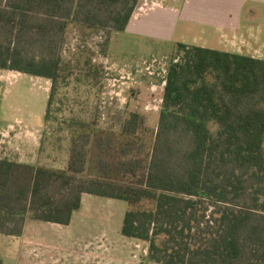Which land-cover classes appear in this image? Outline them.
Here are the masks:
<instances>
[{
  "label": "trees",
  "instance_id": "obj_1",
  "mask_svg": "<svg viewBox=\"0 0 264 264\" xmlns=\"http://www.w3.org/2000/svg\"><path fill=\"white\" fill-rule=\"evenodd\" d=\"M139 2L0 0V68L52 81L48 119L68 77L48 51L72 26L124 32ZM177 57L145 155L133 112L104 175L84 176V130L66 169L0 158V233L21 235L27 217L69 225L89 193L128 203L121 232L148 243V264H264V59L182 43Z\"/></svg>",
  "mask_w": 264,
  "mask_h": 264
},
{
  "label": "rangeland",
  "instance_id": "obj_2",
  "mask_svg": "<svg viewBox=\"0 0 264 264\" xmlns=\"http://www.w3.org/2000/svg\"><path fill=\"white\" fill-rule=\"evenodd\" d=\"M146 2L163 3L165 0H140L137 8L148 7L144 6ZM139 41L124 32H91L84 26L70 27L64 37L56 41L53 51H48L59 55L68 68V77L61 81L55 93L48 119L52 81L0 68V158L66 169L72 136L84 130L92 133L84 176L104 175L109 168L101 167L100 160L115 161L113 150L122 139L125 121L133 112L144 117L145 127L139 131V136L143 139L142 155H145L158 128L165 87L163 69H168L172 60L179 58L178 44ZM29 55L39 58L42 53L35 47ZM92 197L95 202L86 200L82 210L107 208L111 215L107 210H99L85 220L93 222L92 227L99 232L101 226H105L101 222L107 223V216L113 217L110 236L117 242L122 234L115 219L122 220L128 203ZM27 221L32 224L28 226L25 239L0 233L3 264H79V256L75 254L80 239L76 236H82L81 241L87 237L94 240L109 237L106 232L91 233L66 225L54 227L31 217H27L25 223ZM29 237L30 242L26 244ZM135 242L124 255L121 250L120 256L131 252L140 262L148 264V243ZM29 245L36 248L35 254L39 251L33 258L28 254Z\"/></svg>",
  "mask_w": 264,
  "mask_h": 264
},
{
  "label": "crops",
  "instance_id": "obj_3",
  "mask_svg": "<svg viewBox=\"0 0 264 264\" xmlns=\"http://www.w3.org/2000/svg\"><path fill=\"white\" fill-rule=\"evenodd\" d=\"M147 6L135 9L124 31L125 34L138 38L139 42L154 40L163 44L198 45L264 59V0H165L163 3L153 2ZM92 196L97 195L83 194L81 208L74 211L71 223L66 226H75V229L89 230L91 233L106 232L109 237L102 240L87 237L81 241L82 236H76L80 239L76 244L78 247L75 254L79 256V264H144L131 255V252H127L128 256H120L121 250L124 255L125 250L130 249L137 240L122 234L124 217L122 220H118V217L115 219L118 231L120 229L122 234V237H117V242L110 236L113 233V217L107 216L108 222H101L105 226H101L99 232L92 227L93 222L85 220L86 216L99 210H107H82L86 200L95 202ZM43 222L54 227L63 226L59 223ZM30 224L32 222L25 223L23 235L17 238H26ZM28 242L30 237L26 244ZM34 249L36 248L29 245L28 254L32 258L39 253L38 251L35 254Z\"/></svg>",
  "mask_w": 264,
  "mask_h": 264
},
{
  "label": "built area",
  "instance_id": "obj_4",
  "mask_svg": "<svg viewBox=\"0 0 264 264\" xmlns=\"http://www.w3.org/2000/svg\"><path fill=\"white\" fill-rule=\"evenodd\" d=\"M152 3H153V2H152ZM148 4H149V2H148V3H147V2L144 3L145 6H147ZM153 61H154L153 63L156 62L155 59H154ZM151 66H153V64H151ZM163 73L165 74V77H164V78H165V79H164V84H166V81H165V80H166L167 69H163Z\"/></svg>",
  "mask_w": 264,
  "mask_h": 264
}]
</instances>
